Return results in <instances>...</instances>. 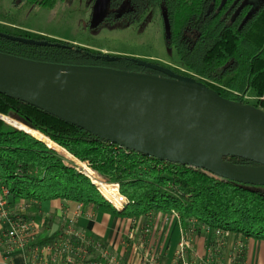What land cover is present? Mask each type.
Returning a JSON list of instances; mask_svg holds the SVG:
<instances>
[{
	"label": "trees",
	"instance_id": "1",
	"mask_svg": "<svg viewBox=\"0 0 264 264\" xmlns=\"http://www.w3.org/2000/svg\"><path fill=\"white\" fill-rule=\"evenodd\" d=\"M27 1L53 12L66 0ZM249 10L246 0H108L94 27L159 23L163 48L173 52L171 70L180 73L177 66L193 71L197 81L221 97L264 112V1L252 14ZM217 46L225 58L197 67ZM0 52L52 64L154 73L133 56L92 50L2 20ZM0 117L9 124L24 123L17 129L0 119V185L8 189L14 205L29 206L24 218L41 222L40 204L63 200L137 220L149 211H176L183 222L194 218L211 228L264 240V186L232 182L118 147L3 94ZM52 148L82 167L87 162L91 180ZM225 160L255 165L234 156ZM103 180L119 185L130 203L124 210L116 211L100 194L115 200V188ZM54 223V217L46 220L39 242L55 236L56 231L48 233Z\"/></svg>",
	"mask_w": 264,
	"mask_h": 264
},
{
	"label": "water",
	"instance_id": "2",
	"mask_svg": "<svg viewBox=\"0 0 264 264\" xmlns=\"http://www.w3.org/2000/svg\"><path fill=\"white\" fill-rule=\"evenodd\" d=\"M107 1L99 0L95 13ZM135 62L158 74L52 64L0 52V94L118 147L232 182L264 186V156L215 152V148L254 147L264 155L262 110L225 99L163 66ZM231 156L255 165L225 160Z\"/></svg>",
	"mask_w": 264,
	"mask_h": 264
},
{
	"label": "built area",
	"instance_id": "3",
	"mask_svg": "<svg viewBox=\"0 0 264 264\" xmlns=\"http://www.w3.org/2000/svg\"><path fill=\"white\" fill-rule=\"evenodd\" d=\"M85 164L86 168L75 161L71 166L91 180L87 172L91 169L87 162ZM109 185L116 191L114 201L98 191L116 211L124 210L130 204L129 201L120 193L118 184ZM27 208L29 206L24 203L14 205L8 189L0 185V264H124L121 258L110 252L102 240L77 226L76 221L81 215L82 204H77L72 212L63 210L58 230H54L55 236L44 243L39 242L38 239L46 220L41 218V222H37L34 219L24 218ZM162 218L164 227L169 225L171 219L179 224L180 236L174 254V264H191L186 257L193 251V235L199 222L190 218L187 220L190 227L185 229L176 211H171ZM204 229L207 232L211 231L216 236V243L221 245V238L227 232L207 225H204ZM151 231L150 226L142 228L141 238L137 241V245H134L137 256L135 264H161L159 250L165 230L161 229L157 239H152ZM48 233L53 234V231L48 230ZM132 237L134 233L129 235L128 240ZM122 243L125 244V240ZM139 247H142V252H139Z\"/></svg>",
	"mask_w": 264,
	"mask_h": 264
},
{
	"label": "rangeland",
	"instance_id": "4",
	"mask_svg": "<svg viewBox=\"0 0 264 264\" xmlns=\"http://www.w3.org/2000/svg\"><path fill=\"white\" fill-rule=\"evenodd\" d=\"M263 1L246 0L250 4L249 14H252ZM98 2L99 0H66L50 12L46 8L33 6L27 0H0V20L11 23L14 27L41 33L103 53L125 54L146 62H160L168 68L173 66L171 63L173 52L163 48L159 23L152 22L147 27L142 24L130 27L122 24H104L94 27L99 17L107 11V4H103L97 11L98 13H95ZM224 58L223 49L217 46L198 63L197 67L201 68L213 60ZM175 68L180 75H186L195 80L198 78L193 71H186L177 66ZM4 122L16 128L24 124ZM57 152L63 155L60 151L57 150ZM63 156L72 164L75 162L74 159ZM41 218L48 220L49 217L41 216Z\"/></svg>",
	"mask_w": 264,
	"mask_h": 264
},
{
	"label": "crops",
	"instance_id": "5",
	"mask_svg": "<svg viewBox=\"0 0 264 264\" xmlns=\"http://www.w3.org/2000/svg\"><path fill=\"white\" fill-rule=\"evenodd\" d=\"M76 206V203L70 201L52 200L40 204V213L45 217H54L55 223L51 229L54 231L58 230L63 210L67 209L72 212ZM168 214L149 211L137 220L92 208L85 209L82 205V212L76 223L88 234L102 240L110 252L116 254L119 259L121 258L124 264L136 263L137 256H135L134 245H137V241L141 238L143 227L150 226L152 228V239H157L161 229H164L162 245L159 250L160 262L161 264H174L180 230L178 222L174 219H171L169 225L164 227L162 217ZM182 225L185 229L190 227L187 221ZM195 229L193 251L186 257L191 264H264V240L227 232L221 238V245H218L216 236L211 231H205L204 225L197 223ZM132 233H134V237L128 240ZM123 240H125V244L122 243ZM142 251V247H139V252Z\"/></svg>",
	"mask_w": 264,
	"mask_h": 264
},
{
	"label": "bare ground",
	"instance_id": "6",
	"mask_svg": "<svg viewBox=\"0 0 264 264\" xmlns=\"http://www.w3.org/2000/svg\"><path fill=\"white\" fill-rule=\"evenodd\" d=\"M215 152L218 155H225L229 154L231 152H240L243 154H249V155H256V156H264L263 151L259 148L254 147H229V148H215Z\"/></svg>",
	"mask_w": 264,
	"mask_h": 264
},
{
	"label": "flooded vegetation",
	"instance_id": "7",
	"mask_svg": "<svg viewBox=\"0 0 264 264\" xmlns=\"http://www.w3.org/2000/svg\"><path fill=\"white\" fill-rule=\"evenodd\" d=\"M157 65H159V64H157ZM160 66H163V65H160ZM163 67H165V68H168V67H166V66H163ZM168 69H170V68H168ZM150 70V69H149ZM171 70V69H170ZM153 71V70H152ZM171 71H173V70H171ZM174 72V71H173ZM142 73H148V72H142ZM175 73V72H174ZM150 74H158L157 72H155L154 71V73H150ZM176 74H178V73H176ZM183 76H185V75H183Z\"/></svg>",
	"mask_w": 264,
	"mask_h": 264
}]
</instances>
